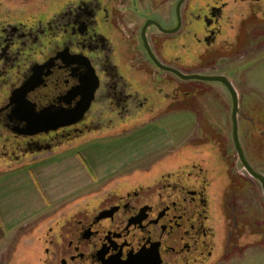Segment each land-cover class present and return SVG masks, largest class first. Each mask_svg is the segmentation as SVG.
Listing matches in <instances>:
<instances>
[{"label": "flooded vegetation", "instance_id": "obj_1", "mask_svg": "<svg viewBox=\"0 0 264 264\" xmlns=\"http://www.w3.org/2000/svg\"><path fill=\"white\" fill-rule=\"evenodd\" d=\"M261 36L264 0H0V169L105 141L93 137L141 115L153 98L169 110L208 111L195 106L206 92L203 80L183 76L230 81L229 74L201 68L224 61L237 68L251 54L248 43ZM180 50L193 60H181ZM188 60L194 63L184 65ZM138 82L139 92L133 87ZM237 101L239 147L232 98L230 125H202V141L218 149L224 174L191 157L154 171L162 156L136 167L140 177L128 173L51 221L40 238L44 264H239L245 246L264 242L254 205L242 202L250 177L263 192L243 160L261 174L256 163L264 160V111L255 100L247 118ZM86 104L74 124L23 134ZM38 113L54 119L26 126L24 119ZM239 119L249 122L245 134Z\"/></svg>", "mask_w": 264, "mask_h": 264}, {"label": "crops", "instance_id": "obj_2", "mask_svg": "<svg viewBox=\"0 0 264 264\" xmlns=\"http://www.w3.org/2000/svg\"><path fill=\"white\" fill-rule=\"evenodd\" d=\"M153 123L125 137L66 148L0 171V255L8 251L11 261L18 244L41 242L51 216L81 204L94 191L118 185L164 147V135L170 145L171 136ZM263 260L264 252L256 249L244 264Z\"/></svg>", "mask_w": 264, "mask_h": 264}, {"label": "rangeland", "instance_id": "obj_3", "mask_svg": "<svg viewBox=\"0 0 264 264\" xmlns=\"http://www.w3.org/2000/svg\"><path fill=\"white\" fill-rule=\"evenodd\" d=\"M248 48L252 49L251 54H249L250 56H245L241 62H237V68H235L233 63L231 64L228 61H224L222 66L213 70L201 68V70H204L207 74H229L230 81H232V85L237 91L240 112L243 114L247 113V118H249V115L254 111V109L252 110V107L254 108V106H256L254 105L255 100L259 102L261 105L259 107H261L264 111V36L258 37L257 40L253 39V41L248 43ZM186 54L187 53L181 50L178 51V56L181 60H193V56ZM192 63L194 62L188 60V62H185L184 65H191ZM240 63L242 65L241 68L239 65ZM199 84L205 87L204 91L206 92H202V94H200L202 96L200 99L201 101L195 103V106L206 105V107L209 108L208 111H194V109L186 111L182 108L169 110L167 107H164L162 103H160V101H162L161 98H153V100L147 101V108L143 111V113H140L141 115L133 117L132 119L115 121L110 124L108 130L99 134L100 136H94L93 138L105 136V138H108L107 140H109L125 137L137 131L138 128H144L146 122L152 121L154 122L153 125L160 127L164 130V133L171 136L172 142L170 145H167V138L164 135L163 142L161 143L164 147L156 153L151 154L153 157L149 156L144 161H141L136 167H143L154 159H158L162 156V159L158 160L159 164H154L153 168H150V170L154 171L156 166L162 165L163 167H170L177 159L179 160L181 158L184 159L185 157H191L196 162L201 161L202 164L208 166L209 168H213L214 172L221 175L224 174L225 165L221 159L220 152L218 149L213 147L214 144L212 146L211 142L202 141L205 139L202 132L204 126H206L204 123L209 124L211 128L213 125L223 126L225 124H231V96L225 86L220 82L200 81ZM140 86L141 84L139 82L133 85L134 89L138 92L141 90ZM238 123L241 124V134L247 133L246 130L249 122L245 120L240 122L239 119ZM199 125H201V128ZM202 125L204 126L202 127ZM225 135L231 141L230 130L226 132ZM193 139H199L202 142L192 143L189 141ZM62 150L40 153L41 155L39 157L56 154ZM229 150L230 148L227 149V152L231 154V156L233 155L231 169L233 172H236L238 167L236 166L237 162L235 159V153L232 149L230 151ZM256 164L257 170L264 175V160H261ZM136 167H134V170H136L135 172L132 169L134 177L139 176L138 169ZM1 170L4 169L1 168L0 171ZM250 180L252 181V188L245 193L242 202L243 204L252 203L254 205L256 209L255 217L258 219L259 228L264 231V194L260 184L252 177H250ZM66 210L68 209L63 208L58 210L53 216H51L50 219L54 220L56 216L60 213H64ZM246 238L247 237L244 236L242 239L244 240ZM256 249L264 252V242L262 240H259V243L255 246L247 245L244 247L243 255L240 258L239 264H244V259L249 257L251 252ZM12 251L13 249H11V252ZM43 251L44 245L41 242H34L27 245L18 244L15 254L13 252L14 257L12 260H7L6 257L9 252L4 251L0 255V264H7L8 262H11V264H44L43 261L45 255ZM259 263L264 264V262ZM259 263H249L247 261L246 264Z\"/></svg>", "mask_w": 264, "mask_h": 264}, {"label": "water", "instance_id": "obj_4", "mask_svg": "<svg viewBox=\"0 0 264 264\" xmlns=\"http://www.w3.org/2000/svg\"><path fill=\"white\" fill-rule=\"evenodd\" d=\"M174 72H177L178 74L182 75L180 73V71L178 70H174ZM186 79H198V80H203V81H218L223 83L226 88L228 89L231 98H232V123H233V131H234V138L235 141L237 143V146L239 145L237 142V137H236V126H237V122H236V112H237V107H238V101H237V92L235 90V88L233 87V85L231 84V82L229 81V79L224 76V75H202V74H190V75H185L183 76ZM98 79L96 78V76L94 77V82H95V88H96V81ZM94 88V90H95ZM93 90V92H94ZM87 104L84 105L83 107H81L80 109L77 110V112H74L73 114H65L62 115V121L60 122H56L53 123L51 126H43L40 128H37V130H33V131H26L23 134H38L41 131H49V130H55L56 128H58L59 126H69L71 124H74L75 122L79 121L85 113V110L87 109ZM59 117V116H58ZM52 119H54V115H51V117L48 116H44L41 113L36 114V116H34L32 118V116L30 117V120H28L27 118L24 119L26 126L30 125V124H36L37 126L40 125H47L50 122H52ZM239 147V146H238ZM243 163L245 164V166L247 167V169L250 171V173L252 175H254V177L258 178L260 180V182L262 183V187H263V192H264V176H262L261 174H258L256 172H254L249 166L248 164L243 160Z\"/></svg>", "mask_w": 264, "mask_h": 264}]
</instances>
